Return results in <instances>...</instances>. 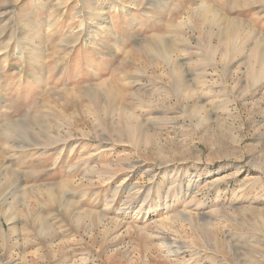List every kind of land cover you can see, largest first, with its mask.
<instances>
[{"label": "rangeland", "instance_id": "obj_1", "mask_svg": "<svg viewBox=\"0 0 264 264\" xmlns=\"http://www.w3.org/2000/svg\"><path fill=\"white\" fill-rule=\"evenodd\" d=\"M263 45L264 0H0V264H264Z\"/></svg>", "mask_w": 264, "mask_h": 264}, {"label": "bare ground", "instance_id": "obj_2", "mask_svg": "<svg viewBox=\"0 0 264 264\" xmlns=\"http://www.w3.org/2000/svg\"><path fill=\"white\" fill-rule=\"evenodd\" d=\"M246 4V3H245ZM211 9H205L204 7H201V9L199 10V12L197 13V21L203 25V27L207 28L209 27L211 30H213V34H214V38L217 42V46H223L224 48H228L231 52L232 50H235L237 48L236 44L240 42V38H239V26H240V21L238 19H223V23H221V21H219L218 15L214 14L212 15L211 18H208V15H206ZM242 24V23H241ZM243 26V25H242ZM245 27V25L243 26ZM215 29V31H214ZM241 29V28H240ZM250 30V29H249ZM243 31V29H242ZM241 32V31H240ZM250 32V31H249ZM252 32V31H251ZM250 32V33H251ZM245 34V31H244ZM248 34V32H247ZM250 35V34H249ZM246 36V35H245ZM243 38V37H242ZM252 38L253 35H252ZM250 40V39H248ZM250 40V43H252ZM254 42V41H253ZM249 43V44H250ZM248 45V44H247ZM258 46L260 47V44H258ZM264 46V45H263ZM262 57V56H261ZM263 59V58H262ZM189 86V85H188ZM189 87H187L184 90H187ZM7 135V134H6ZM46 138V137H45ZM29 139L31 140V143L33 142L32 140V136H29ZM44 139V138H43ZM49 139V138H47ZM35 140V139H34ZM29 141V140H28ZM46 141V140H45ZM47 142V141H46ZM45 145L48 143H44ZM18 178V176H17ZM10 184L9 186L12 184L13 181L17 180L16 179V173H13V176H11L10 178H7ZM11 187V186H10ZM48 195V194H47Z\"/></svg>", "mask_w": 264, "mask_h": 264}]
</instances>
